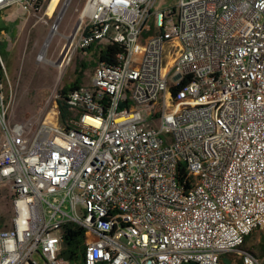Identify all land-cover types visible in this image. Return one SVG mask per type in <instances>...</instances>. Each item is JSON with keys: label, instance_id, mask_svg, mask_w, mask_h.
<instances>
[{"label": "built area", "instance_id": "2783aa9c", "mask_svg": "<svg viewBox=\"0 0 264 264\" xmlns=\"http://www.w3.org/2000/svg\"><path fill=\"white\" fill-rule=\"evenodd\" d=\"M157 1L86 0L76 48L122 50L68 93L66 121L58 105L12 121L0 52V264H262L241 245L264 228V0Z\"/></svg>", "mask_w": 264, "mask_h": 264}, {"label": "rangeland", "instance_id": "374dc122", "mask_svg": "<svg viewBox=\"0 0 264 264\" xmlns=\"http://www.w3.org/2000/svg\"><path fill=\"white\" fill-rule=\"evenodd\" d=\"M177 0H158L157 5H169ZM47 0L40 9L21 12L16 6L0 12V50L5 60L7 77L3 76L4 91L11 100L12 121H23L30 117L54 119L58 105V91L71 84L81 61L88 63L83 72L82 83L89 84L101 49L107 44H94L89 49L76 48L81 33V14L86 0ZM55 34L45 48L50 33ZM68 45V46H67ZM45 50L44 58L38 57ZM173 47L164 46V59ZM65 63L62 66V58ZM7 78V79H6ZM12 189L0 183V223L11 215ZM1 226H3L1 224ZM264 228L255 230L244 246L257 254L253 244L260 242ZM243 250H246V249ZM230 262L239 261L238 253L226 256ZM262 264L264 257L259 256Z\"/></svg>", "mask_w": 264, "mask_h": 264}, {"label": "trees", "instance_id": "16d2710c", "mask_svg": "<svg viewBox=\"0 0 264 264\" xmlns=\"http://www.w3.org/2000/svg\"><path fill=\"white\" fill-rule=\"evenodd\" d=\"M1 27L0 31L2 30ZM92 47V46H91ZM90 47V48H91ZM122 50L121 45L117 43L108 44L105 49H101L99 52V60H105L107 62H115V54ZM88 67V63L85 61H81L76 68V78L75 80L69 84L64 85L59 91V98L57 100L58 107L60 110V118L62 121H66L70 116H72L73 112L70 110L69 105L67 103V95L68 93L82 84L83 72ZM251 234L246 236L241 248L244 249L247 242H249ZM83 238H84V229L77 225H67L65 228V241L67 244V249L65 251V256L73 261H76L79 257L78 252L83 253ZM253 248H255L259 254L254 252V250L246 247L245 249L252 252L255 256L260 258L264 257V234L261 237V240L257 244H253ZM225 264H232L228 259H224ZM234 264H241L240 261Z\"/></svg>", "mask_w": 264, "mask_h": 264}, {"label": "bare ground", "instance_id": "6f19581e", "mask_svg": "<svg viewBox=\"0 0 264 264\" xmlns=\"http://www.w3.org/2000/svg\"><path fill=\"white\" fill-rule=\"evenodd\" d=\"M68 2H69V0H67V3H68ZM67 3H66V4H67ZM54 34H55V30H52V32L50 33V36H49L48 41L45 43V48L49 45V42H50V40L52 39V37H53ZM45 50H46V49H44L43 52L40 53V55H39V57H38L39 60L45 59V58H44Z\"/></svg>", "mask_w": 264, "mask_h": 264}, {"label": "water", "instance_id": "95a60500", "mask_svg": "<svg viewBox=\"0 0 264 264\" xmlns=\"http://www.w3.org/2000/svg\"><path fill=\"white\" fill-rule=\"evenodd\" d=\"M186 264H199V263L198 262H195V261H192V262H189V263H186Z\"/></svg>", "mask_w": 264, "mask_h": 264}, {"label": "crops", "instance_id": "0c3cea01", "mask_svg": "<svg viewBox=\"0 0 264 264\" xmlns=\"http://www.w3.org/2000/svg\"><path fill=\"white\" fill-rule=\"evenodd\" d=\"M1 12V11H0ZM0 52H1V50H0ZM2 54V53H1ZM2 57H3V55H2ZM3 60H4V57H3ZM4 62H5V60H4Z\"/></svg>", "mask_w": 264, "mask_h": 264}]
</instances>
